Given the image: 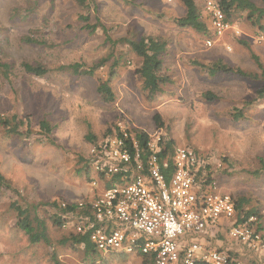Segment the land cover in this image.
I'll return each instance as SVG.
<instances>
[{
	"label": "rangeland",
	"instance_id": "1",
	"mask_svg": "<svg viewBox=\"0 0 264 264\" xmlns=\"http://www.w3.org/2000/svg\"><path fill=\"white\" fill-rule=\"evenodd\" d=\"M196 1L204 11V0ZM184 13L181 0H0V120L16 115L24 122L19 134L0 122V171L15 189L0 187V264H56L54 257L67 264H142L137 254L86 260L81 245L62 242L77 231V219L64 217L69 225L63 220L61 227L55 221L61 213L55 203H75L93 194L95 174L86 173L85 158L122 118L136 129L173 139L175 148H194L208 162L204 177L214 179L222 192L246 197L247 209L258 210L253 226L264 236V96L258 95L264 88V44L255 39L261 30L240 12L232 20L240 33L228 31L208 47L206 35L178 26L175 20ZM82 15L98 24L94 32L84 27ZM142 35L167 42L171 82L155 95L144 90L135 72L139 56L119 41ZM25 36L43 43L29 44ZM103 59L92 75L68 68L74 63L81 70L91 68ZM217 60L249 75L211 76L205 65ZM24 62L40 63L48 72L27 73ZM104 80L115 92L111 103L97 91ZM206 91L217 97L207 99ZM43 119L53 131L40 127ZM13 201L45 221L50 242H30L17 226ZM228 226L224 222L208 230L205 242L237 252L243 262L264 264V251L232 238Z\"/></svg>",
	"mask_w": 264,
	"mask_h": 264
},
{
	"label": "built area",
	"instance_id": "2",
	"mask_svg": "<svg viewBox=\"0 0 264 264\" xmlns=\"http://www.w3.org/2000/svg\"><path fill=\"white\" fill-rule=\"evenodd\" d=\"M204 9L213 35L206 38V46L215 45L230 30L240 33L219 0H204ZM255 39L264 44V30ZM116 125L112 134L89 148L87 158L95 174L91 177L93 194L75 202L76 210L64 216L77 219L76 230L88 232L98 251L149 256L155 264H227V252L199 238L224 222L232 238L264 251V236L253 226L256 217L236 224L238 211L232 194L218 190L215 180L204 185L197 180L201 166L208 162L201 161L194 148L176 147L171 156L173 168L165 172L170 164L160 154L163 138L148 133L147 148L141 147L135 127L125 118ZM116 174L119 181L107 187L106 181ZM64 225H69L66 220Z\"/></svg>",
	"mask_w": 264,
	"mask_h": 264
},
{
	"label": "trees",
	"instance_id": "3",
	"mask_svg": "<svg viewBox=\"0 0 264 264\" xmlns=\"http://www.w3.org/2000/svg\"><path fill=\"white\" fill-rule=\"evenodd\" d=\"M79 4H84L85 0H76ZM183 5L185 6V13L178 18H176V23L178 26L182 28H191L195 30L196 32H199L201 34L208 36H213L210 26L206 20V13H204L203 10L199 7L196 0H181ZM220 6L222 10L225 12L227 18L229 20H233V18L239 14L240 12H245L244 18L251 23L253 27H258L259 30H264V0H219ZM82 19L85 21L84 27L89 28L92 32H94L98 26L95 24H89L87 21L89 20V16H81ZM24 41L29 44H42L41 40L35 39L32 36H25ZM119 41L126 42L130 48L139 56L140 58V64L136 68L135 72L136 74L141 78L143 82V88L146 90L149 95H155L159 91L162 90L163 85L170 83L171 78L170 75L167 72L166 69V63H165V54L167 51V42L164 39H161L158 36L154 35H142L139 38H121ZM240 42H243L244 44H247V41L239 38ZM254 57L258 60V56L254 55ZM105 59L99 61L91 68H85L81 70L82 65L80 63H74L70 64L68 68H70L72 71L76 73L81 74H88L92 75L94 74L95 70L103 66L105 63ZM24 69L27 73L33 74L35 76H45L48 72V68L40 63H31V62H24L23 63ZM8 67V65H7ZM9 68V67H8ZM205 68L208 70V73L211 76H216L219 73H225V74H238L241 76H248L249 74L244 71L240 67H234L231 64H228L226 62H223L222 60H217L211 65H205ZM98 94L101 96L102 100L106 103H111L115 100V92L113 91V88L110 84V80H104L100 81L98 88H97ZM207 99L213 100L217 97V95L214 94L212 91H206L204 93ZM259 97L264 96V88L258 90ZM155 119L157 120L159 126L163 125V122L161 120V117L159 114H156ZM13 121V122H12ZM1 124L5 125V127L8 128V131L10 133L19 134L21 133L20 125L24 122L22 120H18V116L14 115L12 120L11 119H4L0 120ZM11 125V126H10ZM117 126V125H116ZM40 127L46 132L49 133L53 131V128L51 126V123L43 119L40 122ZM116 128V127H115ZM114 127H110L106 130L105 136H108L109 134H112L115 131ZM136 132L137 137L140 141L141 147H146V142L149 138V134L147 131L139 130L136 128H133ZM93 140L92 138H90ZM163 144L164 148L162 152L160 153L161 156L166 157L169 159V166L166 169H163L165 172H171L173 165H172V159L171 156L173 154V151L175 149V141L173 139H166L163 137V140L161 142ZM85 171L87 174L91 173L89 159L85 158ZM209 165H207L208 167ZM204 165L201 166V169L197 173V180L201 181V183L204 185L210 180H214L211 177H204L203 171H204ZM167 170V171H166ZM120 175L116 174L114 177H112L109 181H106V186H112L115 184V182L119 181ZM0 187H6L11 190H14V187L12 186L11 181L0 171ZM233 196V195H232ZM234 197V196H233ZM237 207V219L236 224L243 222L247 220L250 216H260L259 212L255 208L247 209L245 207V204L248 202L246 197L240 196V197H234ZM55 205L59 206V210L61 213L56 216L55 221L57 222V225L61 227L63 224L64 216L69 211L76 210V205L73 203L71 206L63 207L60 204ZM10 206L14 209V211L17 214V226L25 232V234L28 236L30 242L37 243V242H50V236L48 233V229L46 226L45 221L41 220L37 216L32 215V211L28 207H24L22 204L13 201ZM206 236V235H205ZM205 236H199V238L202 241H206ZM63 243L71 242L73 245H81L84 250L85 259L86 260H92L94 262L98 260H105L104 255L100 251H98L95 247V244L91 241L90 235L88 232L82 233L78 231H72L71 235L64 239L62 241ZM207 243V242H206ZM208 244V243H207ZM222 251H225L230 256V262L227 264H235L233 259H236L237 252H233L232 250H228L224 247L218 248ZM142 256V264H155L154 259L149 256L139 255ZM56 264H67L59 260L58 258H55ZM252 262L261 263L263 261H257L254 259ZM204 264V263H202Z\"/></svg>",
	"mask_w": 264,
	"mask_h": 264
},
{
	"label": "crops",
	"instance_id": "4",
	"mask_svg": "<svg viewBox=\"0 0 264 264\" xmlns=\"http://www.w3.org/2000/svg\"><path fill=\"white\" fill-rule=\"evenodd\" d=\"M204 11H205V10H204ZM205 15H206V20H207V14H205ZM230 21L233 22L232 20H230ZM207 22H208V24H209V20H207ZM209 25H210V24H209ZM234 27H235V28H239L236 24H234ZM230 31H232V30H230ZM230 31H229V32H230ZM229 32H226V33L224 34V36H225L227 33H229ZM224 36H223V37H224Z\"/></svg>",
	"mask_w": 264,
	"mask_h": 264
}]
</instances>
